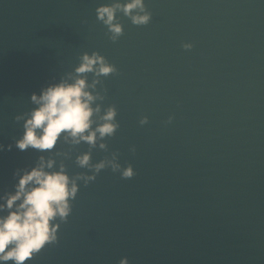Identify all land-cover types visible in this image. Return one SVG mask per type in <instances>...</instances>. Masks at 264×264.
<instances>
[{"label": "water", "instance_id": "water-1", "mask_svg": "<svg viewBox=\"0 0 264 264\" xmlns=\"http://www.w3.org/2000/svg\"><path fill=\"white\" fill-rule=\"evenodd\" d=\"M108 2L0 0V144L21 134L13 117L32 107L30 93L96 51L116 68L102 78V107L116 108L119 127L91 162L117 152L135 173L104 169L81 186L58 242L36 257L264 250V0H145L149 23L117 14L116 42L95 18ZM37 155L0 152V190Z\"/></svg>", "mask_w": 264, "mask_h": 264}, {"label": "clouds", "instance_id": "clouds-1", "mask_svg": "<svg viewBox=\"0 0 264 264\" xmlns=\"http://www.w3.org/2000/svg\"><path fill=\"white\" fill-rule=\"evenodd\" d=\"M117 14L133 26H145L151 19L145 0L99 4L95 18L112 42L122 35ZM182 48L191 50L192 45L184 43ZM77 59L70 72L42 86L38 94L30 93L32 107L13 117L21 134L8 145L0 144V152L15 148L39 153L31 165L12 171L11 190H0V264H27L46 246L55 245L79 188L95 181L102 170L110 169L125 180L135 175L130 164L121 167L117 152L91 162L93 149L108 152L104 141L112 138L119 127L116 108L102 107V78L115 74L116 68L96 51L84 52ZM171 121L170 116L166 123ZM147 122V117L138 121L140 126ZM81 144L87 145V150L77 152ZM68 160L85 172L69 175L65 165ZM118 264H129V260L122 257Z\"/></svg>", "mask_w": 264, "mask_h": 264}]
</instances>
